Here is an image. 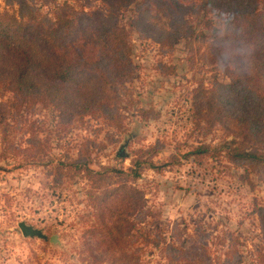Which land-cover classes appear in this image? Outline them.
I'll use <instances>...</instances> for the list:
<instances>
[{"label":"rangeland","instance_id":"374dc122","mask_svg":"<svg viewBox=\"0 0 264 264\" xmlns=\"http://www.w3.org/2000/svg\"><path fill=\"white\" fill-rule=\"evenodd\" d=\"M65 1L87 11L103 8L100 0L37 3L51 14ZM137 1L121 12L132 45V78L121 103L126 107L124 126L115 128L102 115L62 117L42 104L18 112L8 106L10 129L26 151L0 163L5 166L0 169V264H110L99 243L84 235L86 181L72 172L60 179L55 164L89 149L92 168L115 166L131 180L135 150L158 141L165 147L154 163L163 170L142 165L137 168L140 177L132 180L144 190L145 207L153 213L143 225L151 240L140 242L143 263L162 264L161 246L173 240L189 251L205 249L211 264H264V241L254 213V206L264 205V165L252 171L229 161L222 148L224 129H196L192 112V89L201 82L210 86L213 80H229L216 69L208 49L212 28L224 23L207 10L190 15L196 30L191 41L163 47L132 27L142 0ZM259 6L264 10V0ZM0 8H5L2 0ZM93 50L78 40L73 56ZM11 98L0 82V103ZM146 112L157 116L145 117ZM203 145L210 146L208 151L192 153ZM23 220L41 228L49 240L24 237L18 227Z\"/></svg>","mask_w":264,"mask_h":264},{"label":"trees","instance_id":"16d2710c","mask_svg":"<svg viewBox=\"0 0 264 264\" xmlns=\"http://www.w3.org/2000/svg\"><path fill=\"white\" fill-rule=\"evenodd\" d=\"M2 1L0 82L6 83L12 98L0 103V163L26 151L10 129L6 118L9 105L18 112L42 104L52 106L62 117L102 115L115 128L124 126L126 107L121 103L125 85L132 78V45L121 12L138 1L100 0L103 8L92 11L65 1L56 4L51 14L42 12L37 0ZM40 1L50 4L55 0ZM204 10L224 23L212 28L208 49L216 69L229 80H213L210 86L201 82L192 89L195 127L211 132L220 125L226 136L222 148L227 159L238 167L261 170L264 10L259 0H142L135 7L131 25L144 38L163 47L173 46L181 39L191 41L196 30L189 16ZM78 40L91 44L93 52L73 56ZM144 116L157 115L146 112ZM164 147L158 141L135 150L131 180L124 176V169L115 166L92 168L89 149L55 164L60 179L72 172V177L86 181L83 194L88 228L84 235L99 243L110 264H145L139 245L151 241L143 225L153 213L145 207L144 190L132 180L140 177L137 168L142 165L163 170L164 166L154 163V156ZM209 148L197 146L192 153L201 154ZM4 167L0 164V169ZM254 213L264 241V205L254 206ZM155 243L161 245L160 240ZM161 249L165 255L162 264H211L205 249L203 253L189 251L173 240Z\"/></svg>","mask_w":264,"mask_h":264},{"label":"water","instance_id":"95a60500","mask_svg":"<svg viewBox=\"0 0 264 264\" xmlns=\"http://www.w3.org/2000/svg\"><path fill=\"white\" fill-rule=\"evenodd\" d=\"M18 227L24 237H30V238H40L43 240H47L48 236L41 228H37L32 224L27 223L26 221H20L18 223ZM55 236H52L51 240H54Z\"/></svg>","mask_w":264,"mask_h":264},{"label":"flooded vegetation","instance_id":"af4514ba","mask_svg":"<svg viewBox=\"0 0 264 264\" xmlns=\"http://www.w3.org/2000/svg\"><path fill=\"white\" fill-rule=\"evenodd\" d=\"M52 238V237H51ZM47 240H49V239H47Z\"/></svg>","mask_w":264,"mask_h":264}]
</instances>
